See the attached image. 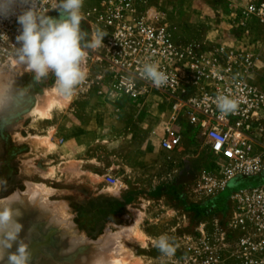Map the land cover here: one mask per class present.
<instances>
[{
  "label": "rangeland",
  "instance_id": "1",
  "mask_svg": "<svg viewBox=\"0 0 264 264\" xmlns=\"http://www.w3.org/2000/svg\"><path fill=\"white\" fill-rule=\"evenodd\" d=\"M112 1L130 2L137 16L169 29L197 57L211 59L222 45L246 49L255 60L249 79L264 89V23L254 15L238 20L251 2L264 0H84L82 29L103 33L98 16ZM91 52L105 63L99 78L109 90L99 108L107 117L103 131L90 145L85 167L65 160L60 136L46 142L22 136L23 122L13 110L0 121V205L19 211L20 241L39 247L34 264H201L193 249L209 243L211 215L222 217L229 208V191L212 198L204 187L216 156L188 126L181 127L180 147L162 148L165 95L153 90L137 101L111 95L115 71L101 56L102 46ZM31 74L14 58L0 61V84L18 89ZM161 236L172 242L173 256L157 248Z\"/></svg>",
  "mask_w": 264,
  "mask_h": 264
},
{
  "label": "built area",
  "instance_id": "2",
  "mask_svg": "<svg viewBox=\"0 0 264 264\" xmlns=\"http://www.w3.org/2000/svg\"><path fill=\"white\" fill-rule=\"evenodd\" d=\"M39 2L45 11L55 5V0ZM246 15L264 23V1L251 2L239 22ZM98 21L105 35L101 56L115 71L111 95L137 101L160 91L168 105L161 147L175 150L182 143L183 122L200 129L216 156L204 187L212 198L229 191V208L222 217L209 218V243L193 249L194 261L264 264V89L249 79L255 68L251 52L222 45L211 59L197 57L169 29L137 16L130 2H110ZM18 32L15 15L0 19V61L13 59ZM145 64H155L167 76L166 83L155 86L143 75ZM218 96L236 100L237 110L222 113Z\"/></svg>",
  "mask_w": 264,
  "mask_h": 264
},
{
  "label": "clouds",
  "instance_id": "3",
  "mask_svg": "<svg viewBox=\"0 0 264 264\" xmlns=\"http://www.w3.org/2000/svg\"><path fill=\"white\" fill-rule=\"evenodd\" d=\"M84 0H56L48 11L39 0H0V19L16 16L19 32L12 53L15 63L25 67L36 81L55 77L59 96L71 100L79 85L87 78V61L91 51L102 45V32L82 29ZM52 10L57 16L49 15ZM145 75L159 87L167 76L155 64H145ZM23 92L11 83L0 84V121H7L13 110L23 103ZM217 106L222 113L235 112L238 102L227 96H218ZM20 213L10 203L0 205V264H30L31 251L20 241L23 224ZM165 256L175 254V247L166 236L156 244ZM14 249V250H13Z\"/></svg>",
  "mask_w": 264,
  "mask_h": 264
},
{
  "label": "crops",
  "instance_id": "4",
  "mask_svg": "<svg viewBox=\"0 0 264 264\" xmlns=\"http://www.w3.org/2000/svg\"><path fill=\"white\" fill-rule=\"evenodd\" d=\"M91 53L88 56L91 60L87 61V78L78 86L71 100L59 96L53 76L36 81L31 74L18 88L24 94L23 103L14 109L15 119L23 122L20 128L22 136L38 137L44 142L48 137L60 136L61 155L81 167H85L88 149L102 133L103 121L107 118L99 109L105 107L103 100L109 90V85L99 78L105 63ZM181 126L190 127L204 138L195 125L182 122Z\"/></svg>",
  "mask_w": 264,
  "mask_h": 264
},
{
  "label": "bare ground",
  "instance_id": "5",
  "mask_svg": "<svg viewBox=\"0 0 264 264\" xmlns=\"http://www.w3.org/2000/svg\"><path fill=\"white\" fill-rule=\"evenodd\" d=\"M44 112V111H43ZM41 245V244H40ZM29 246V248H30V251H31V256H32V258H31V262H30V264H34L33 263V260H34V256H35V254L38 252L37 250H38V248L39 247H37V245H32V244H29L28 245ZM46 256H47V254H46ZM101 258H103V257H101ZM39 261V260H38ZM42 261V260H41ZM50 261H51V263L49 262V261H46V263L47 264H54V261L53 260H51L50 259ZM99 261H102V260H99ZM98 261V262H99ZM104 261H106V260H104ZM35 262V261H34ZM45 262L44 263H42V264H46ZM56 263H58L57 261H56ZM102 263V262H101ZM107 263V262H106ZM58 264H66L65 263V260H61ZM77 264H79V263H77ZM103 264H105V262L103 263Z\"/></svg>",
  "mask_w": 264,
  "mask_h": 264
}]
</instances>
